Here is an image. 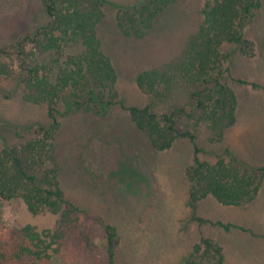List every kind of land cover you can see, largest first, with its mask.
<instances>
[{
  "label": "rangeland",
  "instance_id": "rangeland-1",
  "mask_svg": "<svg viewBox=\"0 0 264 264\" xmlns=\"http://www.w3.org/2000/svg\"><path fill=\"white\" fill-rule=\"evenodd\" d=\"M108 1L98 35L102 51L117 72L116 91L124 106L144 109L153 103L154 112L163 114L181 103L189 110L182 85H177L165 103L154 102L139 89L136 77L182 59L191 35L199 28L200 12L207 0L180 1L142 40L124 36L116 21V5L142 0ZM43 2L0 0V48L7 49L15 71L12 78H0V152L33 138L40 127L51 124L45 105L25 100L16 55L19 42L49 22ZM262 4L246 32L254 56L226 46L233 51L231 76L247 83H236L232 78L227 81L237 97V120L225 130L222 140L212 139L209 126L202 124L194 129V142L180 138L169 150L158 151L121 106L104 108L103 117L83 111L58 116L62 124L58 138L61 186L66 199L91 217L85 223L95 244L86 249L80 240L73 239L66 250L71 263L110 264L100 219L113 225L118 236L112 264H184L203 239L223 248L225 264H264V171L260 170L264 168V0ZM11 126L33 129L26 130L22 138ZM78 135L90 138L79 164L74 151ZM104 136L114 139L108 143ZM195 145L201 150L198 157L202 162L214 164L234 157L256 172L259 191L254 200L238 207L222 205L211 196L193 202L188 170L196 156ZM58 222V215H33L22 202L0 200V231L27 225L40 232L55 230ZM218 223L231 227L227 230ZM54 260L62 264L59 258Z\"/></svg>",
  "mask_w": 264,
  "mask_h": 264
},
{
  "label": "trees",
  "instance_id": "trees-1",
  "mask_svg": "<svg viewBox=\"0 0 264 264\" xmlns=\"http://www.w3.org/2000/svg\"><path fill=\"white\" fill-rule=\"evenodd\" d=\"M180 1L142 0L132 5H116L117 26L124 36L142 40ZM43 3L49 22L20 41L16 55L25 100L33 105H45L51 124L49 128L40 127L33 138L1 150L0 200L22 202L33 215H58L59 222L55 230L41 232L31 225L3 228L0 264H55V258L62 264H70L66 250L73 239L80 240L86 249L95 247L90 240L93 233L85 223L91 217L66 199L59 179L58 138L62 124L58 116L83 111L103 117L104 108L121 106L158 151L169 150L180 138L194 142L197 139L194 129L202 124L209 126L212 139L222 140L225 130L237 120V97L227 81L232 78L236 83H247L231 76L233 51L226 46H234L245 56H254L253 43L246 39V32L263 6L262 0L206 1L200 12L199 28L191 35L182 59L163 69L145 70L136 77L139 89L154 102L168 101L177 85L185 90L189 110L179 103L171 111L158 114L154 112L156 104L144 109L127 108L119 99L117 72L111 58L102 51L98 35L108 0H44ZM7 56V49L0 48V78L15 75ZM11 128L22 138L26 130L33 129ZM102 138L109 143L114 136ZM88 139L83 135L74 137L78 164L79 158L86 154ZM195 153L188 170L193 183V202L211 196L222 205L238 207L254 200L259 191L256 172L232 156L230 160L221 158L211 164L200 161L201 150L196 145ZM97 220L105 231L104 247L112 264L116 229ZM218 224L227 230L231 227ZM184 264H225L223 248L203 239Z\"/></svg>",
  "mask_w": 264,
  "mask_h": 264
}]
</instances>
